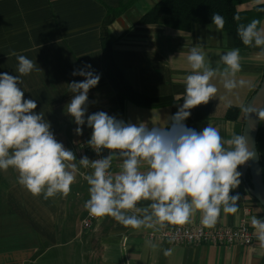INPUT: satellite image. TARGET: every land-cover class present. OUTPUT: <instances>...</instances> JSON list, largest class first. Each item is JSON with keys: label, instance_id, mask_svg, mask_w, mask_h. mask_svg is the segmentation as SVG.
Here are the masks:
<instances>
[{"label": "crops", "instance_id": "obj_1", "mask_svg": "<svg viewBox=\"0 0 264 264\" xmlns=\"http://www.w3.org/2000/svg\"><path fill=\"white\" fill-rule=\"evenodd\" d=\"M127 1L0 0V73L20 75L17 58L11 52L34 61L36 68L21 76L19 87L25 99L36 101L34 111L43 112L57 141L74 152L78 169L68 196L58 194L47 200L21 186L15 169L0 170V264H264V247L255 235L250 246L171 245L150 237L157 229L126 228L111 217L98 218L91 229H82L89 186L80 173L89 172L79 165L78 146L90 139L92 129L85 124L83 135H77V125L67 114L66 106L73 96L68 85L73 80H84L72 72L91 65L100 75L98 85L89 90L86 116L104 111L125 122H143L149 128L166 126L183 104L185 78L191 73L187 62L191 47L199 45L213 68H223L220 56L234 49L233 36L218 32L214 25L192 24L189 31L172 30L160 23L136 25L159 0H132L107 27L114 60L136 92L150 98L170 96L177 101L161 108L119 103L102 69L100 36L105 6L116 8ZM253 4H242L238 10H248ZM261 14L260 27H264V12ZM240 55L242 70L237 79L244 80L245 85L229 93L220 78H214L218 93L209 100L210 118L189 128L199 132L211 124L225 139L242 134L243 108L262 80L264 49L244 45ZM229 106L241 109L235 121L224 119ZM108 154L105 150V156ZM119 164L114 160L111 170L117 171ZM238 171L241 183L231 193L240 196L239 211L235 215L221 211L212 228H235L245 218L254 234L251 218L264 219V211L244 185L241 166ZM194 226L204 227L199 213L181 227ZM149 240L158 247H149ZM169 248L172 254L165 256L163 251Z\"/></svg>", "mask_w": 264, "mask_h": 264}, {"label": "clouds", "instance_id": "obj_2", "mask_svg": "<svg viewBox=\"0 0 264 264\" xmlns=\"http://www.w3.org/2000/svg\"><path fill=\"white\" fill-rule=\"evenodd\" d=\"M255 4L264 5V0H255ZM258 11L264 12V8ZM211 18L221 32L224 17L213 13ZM233 19L239 22L241 17L235 15ZM260 25L259 18L238 23L237 35L245 46L264 49V27ZM10 55L16 56L20 75L0 73V170L15 169L18 183L33 196L43 195L45 200L58 194L67 197L76 180V155L57 141L43 112L34 111L36 101L25 99L19 87L21 76L30 74L36 64L24 55ZM241 60L240 49L234 48L220 56L223 68H213L199 45L191 47L187 55L191 73L185 78L183 104L170 117V126L151 128L104 111L86 116L89 90L98 85L100 75L91 65L72 72L84 77L68 85L73 96L66 111L77 125L75 133L83 135L87 124L92 129L87 144L98 156L102 150L109 151L98 159L90 160L86 155L79 159L80 166L92 169L80 173L89 186V199L84 203L89 216L111 217L126 228L159 230L186 225L197 213L201 224L212 228L221 211L233 215L239 211L240 196L230 193L241 183L239 166L253 157L245 137L225 139L211 124L198 132L184 122L191 109L216 97L214 78L219 77L229 93L245 85L244 80L237 79ZM243 111L246 116L256 113L264 120V109L245 106ZM114 160L120 161L117 171L111 170ZM142 202L148 203L141 206ZM250 223L264 247V219L253 216ZM146 243L153 249L158 247L151 240ZM163 254L170 256L172 249H165Z\"/></svg>", "mask_w": 264, "mask_h": 264}, {"label": "trees", "instance_id": "obj_3", "mask_svg": "<svg viewBox=\"0 0 264 264\" xmlns=\"http://www.w3.org/2000/svg\"><path fill=\"white\" fill-rule=\"evenodd\" d=\"M251 2L254 4L250 9L244 11L238 10L240 5ZM131 4L132 0H128L116 8L105 6L106 15L100 36L101 62L104 75L114 90L119 103L129 101L140 108H161L171 105L177 99L170 96L150 98L133 90L114 60L107 27L118 16L122 15ZM258 8H264V5H256L255 0H159L139 18L136 25L160 23L172 30L189 31L192 24L212 25V14L219 13L225 20V26L222 31L230 33L233 36L234 48L242 49L244 44L237 35V25L238 23L247 24L253 18H259L262 21V12L258 11ZM235 15L241 17L239 22L233 19ZM262 79H264V70ZM211 113L212 104L209 102L206 105L202 104L192 109L190 117L184 123L189 127L194 123L206 121L210 118ZM240 113V108L229 106L224 115V119L227 121H235L238 119ZM170 124L171 121L166 126H170ZM256 149L259 155L264 183V120H261L259 123L256 136ZM243 182L246 187H250L249 175H246ZM230 195L234 194L230 193Z\"/></svg>", "mask_w": 264, "mask_h": 264}, {"label": "built area", "instance_id": "obj_4", "mask_svg": "<svg viewBox=\"0 0 264 264\" xmlns=\"http://www.w3.org/2000/svg\"><path fill=\"white\" fill-rule=\"evenodd\" d=\"M88 141V140H87ZM82 142L78 146L79 157L87 156L90 160L105 156V150H102L100 156L87 144ZM91 172L92 169H85ZM86 202V201H85ZM98 218L89 216L85 209V217L81 223L83 230H89ZM151 238L171 245H211V246H231L242 245L250 246L254 241V234L247 226L246 219L240 220L235 228L217 227L206 228L201 226L194 227H175L173 229H162L150 235Z\"/></svg>", "mask_w": 264, "mask_h": 264}, {"label": "water", "instance_id": "obj_5", "mask_svg": "<svg viewBox=\"0 0 264 264\" xmlns=\"http://www.w3.org/2000/svg\"><path fill=\"white\" fill-rule=\"evenodd\" d=\"M245 106L264 109V79L261 80L257 90L249 98ZM260 121L261 119L256 113H250L246 116V113L244 112V123L241 135L245 137L249 150L253 153V157L245 164L241 165V168L242 179H245L246 173H248L250 178V187H247L249 194L264 211V183L260 168L259 155L256 149V136Z\"/></svg>", "mask_w": 264, "mask_h": 264}]
</instances>
